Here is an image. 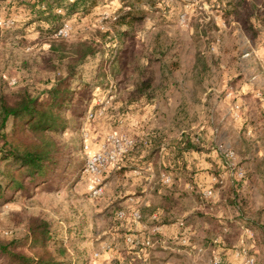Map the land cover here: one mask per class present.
Segmentation results:
<instances>
[{
  "label": "rangeland",
  "instance_id": "rangeland-1",
  "mask_svg": "<svg viewBox=\"0 0 264 264\" xmlns=\"http://www.w3.org/2000/svg\"><path fill=\"white\" fill-rule=\"evenodd\" d=\"M125 2L111 10L101 8L97 0L94 7L81 2L71 6L68 0H0V91L10 96L22 88L38 93L54 82L65 83L70 92L69 101L62 105L66 127L55 136L61 164L37 186L0 189V241L15 240L17 249L29 253L28 225L37 218L50 231L47 246L64 250L62 264H193L192 253L174 263L160 259L159 251L146 263L141 254L151 251L153 256L151 248H144L134 232L127 233L126 222L118 216L123 211L119 209L122 194L137 193L139 186L136 175L129 173L138 169L121 171L120 166L129 157L138 158L136 142L121 160L97 174L85 171V157L101 150L108 134L135 141L141 118L149 113L156 117L149 121L163 128L164 139L175 141L181 131L192 139L196 157L191 155L194 163L189 172L195 183L190 190L179 185L190 195L177 210L191 209L193 197L202 194L197 186L206 170L199 163L211 156L222 167L213 168L215 183L224 174L227 182L236 183L245 216L264 224V0ZM126 7L138 16L129 26L140 27L134 35L121 33L117 47L108 49L105 57L103 42L112 47L116 41L108 39L112 33L104 25L116 13L117 18L126 14ZM65 25L67 33L59 34ZM82 44L95 48L85 60L97 63L99 75L106 70L114 78L123 75L118 84L127 79L128 64L137 54L146 62L136 73L140 95L127 100L129 107L121 119H110L125 103L114 93L89 102L96 112L93 119L81 117L88 111L90 89L75 67L70 75V65L76 64ZM82 71L88 73L90 66L86 64ZM73 78L79 87L72 86ZM113 101L118 108L105 107ZM228 152L232 155H225ZM96 186L102 192L93 196ZM195 229L200 231V223ZM255 229L251 238L243 234L244 244L237 251L252 257L253 264H264V233L258 226ZM193 243L201 244L199 235ZM224 253L206 246L195 264L213 255L226 258ZM0 264L9 262L0 255Z\"/></svg>",
  "mask_w": 264,
  "mask_h": 264
},
{
  "label": "crops",
  "instance_id": "crops-1",
  "mask_svg": "<svg viewBox=\"0 0 264 264\" xmlns=\"http://www.w3.org/2000/svg\"><path fill=\"white\" fill-rule=\"evenodd\" d=\"M147 115L143 114L144 118H141L142 123L139 124L141 130L134 133L136 139L134 150L138 158L135 160L129 157V160L120 165L121 171L127 168L138 169L136 173L129 172L131 175H136L135 180L139 184L137 193L127 191L122 194L123 198H120L119 202L122 207L119 209L125 213L120 219L126 222L127 233L134 232L133 234L142 241L146 238L153 240V245L150 247L153 256H150V251L149 254H141L142 259L146 263L150 262L154 253L159 251L157 255L160 259L177 263L183 260V254L187 256L192 253L191 261L195 264L196 259L203 256L206 246H210L217 254L223 251L228 256L226 258L217 255H213L212 258L203 257V261L199 264H246L245 256L239 254L237 248L244 244L243 234L247 237L250 235L249 238H251L256 229L244 221H236L241 217L240 211L227 205L221 198L220 189L229 182L224 174L219 177L220 183H215L212 171L214 167L222 169L219 161L207 156V161L199 163V166L206 170L199 175L203 182L198 183L197 186L202 190V194L199 198L193 197L194 206L191 209L177 210V205L182 204V200L190 195L183 189L190 190L192 183H195L189 169H192L191 165L194 163L191 161V155L196 156L193 154V147H187V143L193 146L192 139L181 131L175 141L169 142V139L166 140L162 136L163 128L159 125L154 126L149 121L156 120V117L152 118L149 113ZM134 164H137V167ZM180 184H183V189L179 190ZM208 191H211V194H208ZM134 212L139 214V218L132 216ZM212 221L217 222L218 231L211 229ZM196 223H200L199 232H196ZM232 224L239 230V235L231 245H228L227 236L232 231ZM198 235L201 244L193 243L194 237Z\"/></svg>",
  "mask_w": 264,
  "mask_h": 264
},
{
  "label": "trees",
  "instance_id": "trees-1",
  "mask_svg": "<svg viewBox=\"0 0 264 264\" xmlns=\"http://www.w3.org/2000/svg\"><path fill=\"white\" fill-rule=\"evenodd\" d=\"M125 1L130 2L122 0ZM78 2L83 6L94 7L96 0H68L71 6ZM135 19H138V16L128 11L119 15L115 22L130 24ZM94 52L92 45L82 44L78 59L83 55L85 59ZM70 66V75L73 76L74 64ZM53 83L38 93L22 88L10 96L0 91V179L3 180L0 189L3 187L16 191L30 188L32 185L37 186L39 180L44 179L49 171L61 164L59 144L55 136L66 127L62 105L69 101L70 92L65 88V83H60V86ZM187 147L193 146L187 143ZM220 196L227 205L240 211L241 217L236 221H244L255 228L258 226L260 232L264 233V224L261 225L255 219L245 216L239 204L236 183L223 186ZM210 224L213 231H218L217 222L212 221ZM232 226V231L227 236L228 245L239 235V230L234 224ZM28 232L31 239L28 244L29 253L17 249L18 242L15 240L0 241V255L4 256L9 264H62L60 257L64 250L58 251L47 246L51 238L44 220L32 219Z\"/></svg>",
  "mask_w": 264,
  "mask_h": 264
},
{
  "label": "clouds",
  "instance_id": "clouds-1",
  "mask_svg": "<svg viewBox=\"0 0 264 264\" xmlns=\"http://www.w3.org/2000/svg\"><path fill=\"white\" fill-rule=\"evenodd\" d=\"M97 2L100 4L101 8H109L111 10H115L118 8H121L122 6V0H97ZM140 6V5H139ZM130 10L129 8H125V11ZM117 13L116 15H113L104 25L108 29V32L112 33L111 36L108 37L109 40H115L116 43L112 47H107L104 45L103 42V48L105 49L104 56L107 57L109 55L108 49L110 48H116L119 40V36L121 33L124 32H137L140 25L137 24L134 27H130L127 23H115L117 20ZM253 23H255L253 21ZM110 26V27H109ZM96 28H100L101 25L97 23L95 25ZM91 42V41H88ZM135 47L139 48L140 45L138 43V37L135 41ZM101 41L98 43L100 44ZM97 57L100 59V54L97 52ZM143 63L139 59V54L136 55L128 64V71L126 73L127 79L123 81L122 84H118L117 81L123 80L122 74L115 75L110 71H105L103 75L98 74L97 70V63H94L91 59L85 60L84 55L81 59H78L76 64L74 65L76 72L78 75L82 72V80L85 84L89 86L90 89V97L87 103L86 109L87 112H83L81 117H91L92 115V104L89 103L90 101H99L102 97L108 96L111 97L114 93L117 98L123 99L125 101L124 107L120 109L119 112H114V115L110 117V119L119 120L121 119V113L126 111L128 109V103L127 100L129 99H135L140 95V91L138 92L137 89L140 88V84L137 78V71L143 67ZM90 66V71L88 73H84L82 70L85 65ZM97 85L99 86V89H97ZM73 87H79L80 85H77V81L75 78H73L72 81ZM103 90V91H101ZM99 107V105H97ZM105 107L109 108L110 110L118 108L119 106L115 104L113 101L111 104L105 103ZM133 107H136V105H133Z\"/></svg>",
  "mask_w": 264,
  "mask_h": 264
},
{
  "label": "built area",
  "instance_id": "built-area-1",
  "mask_svg": "<svg viewBox=\"0 0 264 264\" xmlns=\"http://www.w3.org/2000/svg\"><path fill=\"white\" fill-rule=\"evenodd\" d=\"M59 34H66L67 27L66 25L58 30ZM100 113V112H98ZM96 116V112H92V115L89 119H93ZM106 141V142H105ZM108 142L107 146L105 143ZM101 150L94 152L93 154H88L85 157L84 168L86 172L89 173H100L102 170L104 171L106 167L109 165H113L122 159L123 155L128 153L134 146L135 141L132 137H118L113 134H108L104 140ZM225 155L231 156L232 152H228ZM241 175V174H240ZM102 192V188L96 186L91 194L93 196L99 195ZM208 194H211V191H208ZM125 215L124 211L118 213L119 217H123ZM133 217L139 218V214L134 212L132 214ZM142 245L144 248H150L153 245V240L150 238H146L142 241ZM247 264H253L254 259L252 257L246 258Z\"/></svg>",
  "mask_w": 264,
  "mask_h": 264
}]
</instances>
